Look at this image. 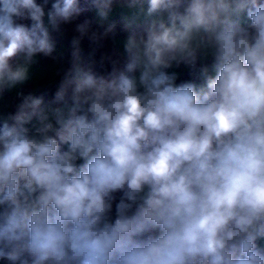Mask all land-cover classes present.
Masks as SVG:
<instances>
[{"label":"clouds","instance_id":"obj_1","mask_svg":"<svg viewBox=\"0 0 264 264\" xmlns=\"http://www.w3.org/2000/svg\"><path fill=\"white\" fill-rule=\"evenodd\" d=\"M0 261L264 264V0H0Z\"/></svg>","mask_w":264,"mask_h":264},{"label":"trees","instance_id":"obj_2","mask_svg":"<svg viewBox=\"0 0 264 264\" xmlns=\"http://www.w3.org/2000/svg\"><path fill=\"white\" fill-rule=\"evenodd\" d=\"M85 18L93 19L91 18L90 12L82 14V16L79 18L80 21H82ZM119 19L117 17H114L111 19V21H118ZM103 29H101L102 31ZM75 35L74 33V24L73 25H67L63 26L62 32L61 33H53L54 39L56 40L57 43V50L53 54L54 58H44L40 57L39 58V63L42 66L48 65L51 62H53L56 66L57 73L58 71L67 66V61L70 58V52L72 49L71 45V40L73 36ZM125 33L122 31L117 30V32L114 35H110L109 37L105 38L103 41V47L100 48L96 53H95V58L99 60L100 56L102 54H114L117 52L118 47H119V42L122 40L124 37ZM82 47L84 49L85 54H89L91 52V49L89 47V42L87 40H84L82 42ZM55 75V78L53 80V84L50 86H44L40 92H45L48 94V98H51V96L54 94L56 87L59 83L60 76ZM185 76V75H184ZM179 83V81H178ZM27 87H24V91H26ZM16 102H18L15 97L11 98L10 100V105H14ZM14 111V107H10L9 112Z\"/></svg>","mask_w":264,"mask_h":264},{"label":"rangeland","instance_id":"obj_3","mask_svg":"<svg viewBox=\"0 0 264 264\" xmlns=\"http://www.w3.org/2000/svg\"><path fill=\"white\" fill-rule=\"evenodd\" d=\"M92 16L93 17H91V18H94V15H92ZM39 69L41 70V76H40L39 79H36V77L40 73ZM32 71L34 73V78L28 85L25 86V87H27L25 92H27V91H38V92H40V90L44 86L52 85L53 84V80L55 78V75L57 73L56 66H55V64L53 62H51L50 64L45 65V66L37 64V65H35L33 67ZM10 96L11 97H15V94L12 93V94H9L7 96V100H8L9 103H10ZM9 110H10V107L7 109V111H9Z\"/></svg>","mask_w":264,"mask_h":264},{"label":"crops","instance_id":"obj_4","mask_svg":"<svg viewBox=\"0 0 264 264\" xmlns=\"http://www.w3.org/2000/svg\"><path fill=\"white\" fill-rule=\"evenodd\" d=\"M90 15H91V17H93L92 15H94V13H92V12H90ZM114 17H117L118 19L120 18V10L119 9H116L111 15H110V17H109V20L111 21V19L112 18H114ZM40 70V69H39ZM35 71V70H34ZM177 71H179V72H181V77H180V79H182L183 77H184V70H177ZM40 76H41V70H40V73H39V75L36 77V79H39L40 78ZM35 80V79H34ZM179 81V80H178ZM177 81V82H178ZM198 83H199V81H197ZM41 89V88H40ZM14 94V93H13ZM11 98H14V97H11L10 96V100H11Z\"/></svg>","mask_w":264,"mask_h":264},{"label":"built area","instance_id":"obj_5","mask_svg":"<svg viewBox=\"0 0 264 264\" xmlns=\"http://www.w3.org/2000/svg\"><path fill=\"white\" fill-rule=\"evenodd\" d=\"M181 70H184V69H181ZM184 75H185V76H184L182 79H190V78H191V77L188 76L186 70H184ZM179 82H180V81H179ZM0 264H5V262H4V261H0Z\"/></svg>","mask_w":264,"mask_h":264}]
</instances>
